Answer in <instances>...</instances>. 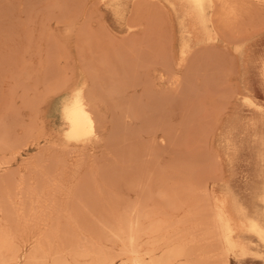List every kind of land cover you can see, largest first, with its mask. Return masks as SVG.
I'll list each match as a JSON object with an SVG mask.
<instances>
[{
    "label": "rangeland",
    "instance_id": "1",
    "mask_svg": "<svg viewBox=\"0 0 264 264\" xmlns=\"http://www.w3.org/2000/svg\"><path fill=\"white\" fill-rule=\"evenodd\" d=\"M2 1L0 32L5 33H0V117H3L0 118V264H103L109 260L112 263L106 264H131V260L132 264L135 260L143 264L155 261L160 264H224L225 257L219 254L222 249L220 251V242H217L219 230L215 224L217 226L218 222L216 215L213 216L219 200H225L226 208L236 221L238 215L232 208L233 197L248 208L261 207V203L249 194L253 185H259L257 178L262 170L256 163L255 139L259 134L255 136L246 128L245 121L251 112L242 97L248 95L257 102L264 101L263 80L256 63L264 44V29L256 32L259 36L244 43H240L238 37L246 28L251 32L264 24V6H261L264 3L238 0V4L244 1L247 5L243 4L247 9L245 14L244 7L239 5L242 8H239L240 19H236L242 22L237 23L235 18L230 19L232 23L227 20L226 28L222 29L218 20L216 30L219 27L220 33L216 32L219 36L213 41L196 43L203 33L191 25L178 0H158V5L165 7L158 6L159 17L154 14V6H150L149 10L145 8L147 14L142 13L144 16L139 19L145 16L150 19L149 12L154 10L155 21L143 18L139 22L138 19L137 27L130 28L134 8L142 5L141 0H122L124 16L121 19L117 18L111 0H69L73 4L68 0H40L36 7L35 0H28L34 4L31 7L26 0ZM250 2L256 4L249 5ZM74 3L83 4L78 7ZM104 27L107 32L103 31ZM183 30L190 31L192 36L191 50L182 57L179 51ZM108 31L114 39L108 37ZM234 35L237 36L235 40ZM108 40H114L113 44ZM109 43L112 46L109 47ZM157 45L165 48V52ZM26 47H29L27 51ZM160 62L164 67L158 65ZM179 64L181 67L176 66ZM151 65L157 66L152 69ZM129 69H133L131 74ZM89 76L95 78L93 83L97 82L94 84L97 96L101 92L98 105L106 119L101 120L96 134L83 144L65 139L67 126L61 116V107L77 84H90ZM16 81L21 86L19 89L17 83L16 86L13 83ZM106 91L117 95L113 98ZM9 99L14 101L9 103ZM10 105L15 106L11 108ZM32 120L37 121L34 124ZM52 179H56L54 185ZM48 184L58 189L50 190L52 187L48 188ZM38 187L42 188L39 192ZM46 193L55 197L49 194L48 198ZM237 235H241L253 251L229 253L225 263L264 264V247L259 246L256 238L244 231H236L234 236Z\"/></svg>",
    "mask_w": 264,
    "mask_h": 264
},
{
    "label": "bare ground",
    "instance_id": "2",
    "mask_svg": "<svg viewBox=\"0 0 264 264\" xmlns=\"http://www.w3.org/2000/svg\"><path fill=\"white\" fill-rule=\"evenodd\" d=\"M3 1H5V0H3ZM2 1V2H3ZM9 1V0H8ZM23 1H25V0H23ZM26 1H28V0H26ZM38 1H40V0H35V7L37 6L36 4H37V2ZM42 1V0H41ZM46 1H48V0H46ZM50 1V0H49ZM67 1V0H66ZM69 1V0H68ZM86 1V0H85ZM101 0H99V2H100ZM138 1V0H137ZM137 1H136V3H137ZM140 1V0H139ZM156 1H157V3H156ZM156 1H152V0H141L140 2H142V5H144V7L140 4V6H142V7H140L139 6V8L137 7V9L136 8H134L135 10H134V13H133V15H132V18H133V20L132 19H130V23H129V28L130 27H135L136 26V24L138 23L139 24V22H141V20L143 19V18H146V16L145 17H143L142 19H139V18H141L140 16L141 15H143L144 16V14H142V13H145V15L147 14V10L145 9V8H147L148 10L150 9V6L152 7V6H154V10L153 9H151V10H153L154 11V14H155V16L156 17H159V9H158V3L160 4V2H158V0H156ZM163 1H165V0H163ZM181 4H182V6L184 7V10H185V13H184V15H185V17L191 22V25L194 27V28H198V30H201V32L203 33V37L202 38H200V39H197V42L196 43H198V42H204V43H206L205 41H213L214 39H215V37H217L216 35H218L219 36V34L216 32V31H218L219 30V27H217L218 28V30H216V25H217V21L219 20L220 21V23H221V27H223L222 29H224V27H225V25H224V23H226L227 22V20H229L228 22L229 23H232V22H230L231 20L230 19H236V18H239L238 16H240L239 15V10L240 9H242V8H240L239 7V5H241V4H238V0H178ZM240 1V0H239ZM246 1V0H245ZM248 1H250V0H248ZM247 1V3H249ZM251 1H253V0H251ZM254 1H259V2H261V4H263L264 3V0H254ZM6 2V1H5ZM29 2V1H28ZM32 2H33V0H32ZM54 2V1H53ZM52 2V3H53ZM56 2V1H55ZM69 2H71V1H69ZM73 2V1H72ZM71 2V3H72ZM76 2V1H75ZM102 2V1H101ZM111 2L113 3V8H114V11H115V13L117 14V18H120L121 19V17L122 16H124V14H123V1L122 0H111ZM135 2V1H134ZM152 2H154V3H152ZM39 3V2H38ZM98 3V2H97ZM251 4H249V5H253V3H255V2H250ZM8 5H9V3H7ZM11 4V3H10ZM29 4H30V2H29ZM33 4V3H32ZM32 4H30V5H28L29 7H31V5ZM41 4V3H40ZM50 4V3H49ZM73 4V3H72ZM74 4H76V3H74ZM80 4H83V3H80ZM80 4H79V6H80ZM138 4V3H137ZM137 4H135V5H137ZM151 4H153V5H151ZM162 4V3H161ZM243 4L245 5V3H244V1H243ZM241 5L242 7H244V5ZM256 4V3H255ZM260 3L258 4V5H261ZM18 5V4H17ZM21 5H25V4H21ZM34 5V4H33ZM32 5V6H33ZM68 5V4H67ZM66 5V8L68 9V6ZM134 5V6H135ZM139 5V4H138ZM171 5V4H170ZM2 6V5H1ZM13 6V5H12ZM55 6H57V5H55ZM74 6V5H73ZM76 6H78V4H76ZM78 6V7H79ZM83 6V5H82ZM162 6H163V4H162ZM162 6H159V7H162ZM246 7H247V5H245ZM261 6H264V4L263 5H261ZM5 7V6H4ZM10 7V6H9ZM60 7H62V9L61 10H63V6H60ZM71 7V6H70ZM77 7V8H78ZM164 7V6H163ZM43 8V7H42ZM72 8V7H71ZM74 8H76V7H74ZM84 8H85V6H84ZM165 8V7H164ZM240 8V9H239ZM252 8V7H251ZM262 8V7H261ZM264 8V7H263ZM262 8V9H263ZM9 9V8H8ZM25 9V8H24ZM35 9V8H34ZM45 9V8H44ZM46 9H48V8H46ZM256 9H257V7H256ZM10 10H12V9H10ZM22 10V9H21ZM39 10V9H38ZM41 10V9H40ZM146 10V12H144ZM254 10H255V8H254ZM1 11V10H0ZM68 12L70 11V8H69V10H67ZM153 11H152V13H153ZM161 11H162V9H161ZM246 11H247V9L244 7V10H243V13L245 14L246 13ZM248 11H249V9H248ZM251 11H252V9H251ZM3 12V11H2ZM4 12H6L5 10H4ZM29 12V11H28ZM44 12V11H43ZM48 12V11H47ZM49 12H51V11H49ZM71 12H73V11H71ZM132 12V11H131ZM163 12V11H162ZM164 12H165V9H164ZM260 12H261V10H260ZM263 12H264V10H263ZM31 13V12H30ZM36 13V12H35ZM70 13V12H69ZM83 13H84V11H83ZM114 13V14H115ZM151 12H149V14H151L152 16H151V18H153V20H154V14H152ZM248 13H250V12H248ZM247 13V14H248ZM257 13L259 14V12H258V10H257ZM256 13V14H257ZM2 14V13H1ZM8 14V13H7ZM20 14V13H19ZM18 14V15H19ZM22 14V13H21ZM40 14H41V12H40ZM78 14H80V13H78ZM77 14V15H78ZM93 14V13H92ZM116 14H115V16H116ZM131 14V13H130ZM148 14V15H149ZM255 14V13H254ZM10 15V14H9ZM15 15V14H14ZM84 15V14H83ZM87 15H88V13H87ZM147 15V16H148ZM160 15H161V13H160ZM166 15H167V13H166ZM252 14H250V16H251ZM88 16H90V14L88 15ZM87 16V17H88ZM154 16V17H153ZM163 16V15H162ZM242 17H243V15H241ZM249 16V15H248ZM253 16H255V15H253ZM253 16H251V17H253ZM78 17V16H77ZM100 17H101V15H100ZM166 17V16H165ZM10 17H8V19H9ZM69 18V17H68ZM148 19H149V16L147 17ZM147 18L145 19V20H147ZM149 19V20H152V19ZM161 18V17H160ZM264 18V17H263ZM2 19V17L0 18V21H3V20H1ZM76 19V18H75ZM119 19V20H120ZM140 21H139V20ZM157 19V18H156ZM240 19V18H239ZM242 19V18H241ZM259 19V18H258ZM18 20V19H17ZM61 20V19H60ZM66 20V19H65ZM73 20V19H72ZM72 20H70L69 19V21H72ZM137 20L139 21V22H137ZM144 20V19H143ZM216 20V21H215ZM238 19H236L235 21L237 22V23H239V21H241V20H239V21H237ZM244 20V19H243ZM248 20V19H247ZM250 20H254V19H250ZM256 21H258L257 19H255ZM260 20H262V18L260 19ZM259 20V21H260ZM8 21V20H7ZM10 21L11 22H13L12 21V19L11 20H9V27H10V25H12V24H10ZM19 21V20H18ZM22 21V20H21ZM23 21H25V20H23ZM28 21H30V18H28V20H27V22ZM46 21H47V16H46ZM68 21V22H69ZM155 21V20H154ZM233 21V20H232ZM233 22V23H235V26H236V22ZM246 21V20H245ZM249 21V20H248ZM4 22H6V21H4ZM67 22V21H66ZM65 22V23H66ZM74 22V21H73ZM137 22V23H136ZM227 22V23H228ZM242 22V21H241ZM240 22V23H241ZM254 22V21H253ZM8 23V22H7ZM43 23V22H42ZM147 23H148V21H147ZM151 23V22H150ZM245 23H248L247 21L245 22ZM251 23V22H250ZM257 23V22H256ZM262 23V22H261ZM260 23V24H261ZM22 24V23H21ZM154 24V23H153ZM244 24V23H243ZM253 24V23H252ZM254 24H255V22H254ZM259 24V25H260ZM39 25V24H38ZM100 25H102V24H100ZM142 25V24H141ZM140 25V26H141ZM227 25V24H226ZM232 25V24H231ZM245 25V24H244ZM258 24L256 25V26H259ZM2 26V25H1ZM82 26V25H81ZM148 26V25H147ZM157 26V25H156ZM220 26V25H219ZM249 26H251L252 27V25H249ZM137 27V26H136ZM152 27V26H151ZM185 27H187V26H185ZM227 27L229 28V26L227 25ZM231 27H234V25L233 26H231ZM251 27H248V29L249 28H251ZM7 28H8V26H7ZM6 28V29H7ZM11 28H14V27H11ZM35 28V27H34ZM147 28V27H146ZM226 28V27H225ZM237 28H239V27H237ZM241 28V27H240ZM255 28V27H254ZM4 29V28H3ZM32 29V28H31ZM104 30L103 31H105V30H107V29H105V27L103 28ZM144 29V28H143ZM161 29V28H160ZM185 29H187V28H185ZM264 29V24L260 27L259 26V28H256V30L254 29V31H252L251 30V32H247V28H246V30H244V32H243V34H241L240 35V33H242V31L240 32V33H238L239 35H240V37H238V40H239V42L241 41L242 43H244V42H246L248 39H251V38H253L255 35L256 36H259L256 32H258V31H260L261 32V30H263ZM2 30V29H1ZM8 30H9V28H8ZM42 30V29H41ZM93 30V29H92ZM102 30V29H101ZM100 30V31H101ZM235 30V29H234ZM238 30H240V29H238ZM3 31V30H2ZM0 32V33H3V32ZM10 31V30H9ZM103 31H101V33L103 32ZM142 31V30H141ZM146 31V30H145ZM154 31H156V30H154ZM223 31V30H222ZM246 31V32H245ZM10 32H12V31H10ZM14 32V31H13ZM105 32H107V31H105ZM104 32V34H106ZM147 32V31H146ZM159 32V31H158ZM161 32H163V29L161 30ZM183 32V37H182V41H181V44H180V55L183 57V56H185V54L189 51V50H191V43H190V41H191V34H190V31H185V30H183L182 31ZM225 32V31H224ZM230 32V31H229ZM231 32L233 33V30L231 29ZM236 32H238V31H236ZM5 33V32H4ZM7 33V32H6ZM31 33H33L32 31H31ZM108 33H110L109 31H108ZM142 33V32H141ZM166 33V32H165ZM171 33V32H170ZM185 33V34H184ZM219 33H220V30H219ZM221 33H223V32H221ZM226 33V32H225ZM14 34V33H13ZM103 34V33H102ZM103 34V35H104ZM129 34V33H128ZM151 34V33H150ZM156 34H158V35H160V33H156ZM167 34V33H166ZM166 34H163V35H166ZM231 34V33H230ZM235 34V33H234ZM8 35V34H7ZM15 35V34H14ZM95 35V34H94ZM109 35L111 36V37H113V39H114V36L113 35H111V33L110 34H108V37H109ZM126 35V34H125ZM130 35V34H129ZM132 35V34H131ZM145 35V34H144ZM162 35V36H163ZM225 35V34H224ZM11 36V35H10ZM10 36H9V38H10ZM16 36V35H15ZM24 36V35H23ZM96 36V35H95ZM104 36H106V35H104ZM124 36V35H123ZM127 36V35H126ZM135 36V35H134ZM153 36V35H152ZM171 36V35H170ZM235 36V35H234ZM1 37H3V36H1ZM16 37H18V36H16ZM49 37V36H48ZM103 37V36H102ZM110 37V38H111ZM133 37V36H132ZM148 37V36H147ZM237 36H235V37H233V39L234 38H236ZM5 38V37H4ZM95 38V37H94ZM98 38H100V37H98ZM106 38H107V36H106ZM109 38V39H110ZM116 38V37H115ZM128 38H129V36H128ZM131 38V37H130ZM139 38V37H138ZM157 38V37H156ZM160 38H162V37H160ZM11 39H13V37L11 38ZM20 39V38H19ZM108 39V38H107ZM112 39V38H111ZM117 39V38H116ZM119 39V38H118ZM152 39V38H151ZM158 39H159V37H158ZM166 39V38H165ZM14 40V39H13ZM126 39H124V41H125ZM129 40V39H128ZM142 40V39H141ZM164 40V39H163ZM171 40V39H170ZM225 40V39H224ZM235 40V39H234ZM238 40H236L237 42H238ZM1 41V40H0ZM15 41V40H14ZM109 41V40H108ZM113 42L114 40H110L109 42ZM119 41V40H118ZM118 41L116 42L117 44H118ZM120 41H121V39H120ZM233 41V40H232ZM10 42H13V41H10ZM111 42V43H112ZM126 42H128V41H126ZM165 42V41H164ZM164 42H162V43H164ZM228 42V41H227ZM240 42V43H241ZM15 43V42H14ZM108 43V42H107ZM136 42L134 41V44H135ZM154 43V42H153ZM166 43V42H165ZM235 43V42H234ZM27 44V43H26ZM113 44V43H112ZM119 44H121V42L119 43ZM118 44V45H119ZM137 44H140V43H137ZM212 44V43H211ZM28 45V44H27ZM32 45V44H31ZM106 45V44H105ZM130 45V44H129ZM133 45V44H132ZM149 45V44H148ZM164 45H166V44H164ZM206 44H203V46H205ZM228 45V44H227ZM235 45H238V44H235ZM108 46L110 47V46H112L110 43L108 44ZM119 46H121V45H119ZM127 46V45H126ZM154 46V45H153ZM152 46V47H153ZM158 47H159V45H157ZM200 46V45H199ZM7 47V46H6ZM98 47V46H97ZM107 47V46H106ZM122 47H123V45H122ZM135 47H137V46H135ZM135 47H134V49H135ZM157 47V48H158ZM165 47V46H164ZM170 47V46H169ZM206 47V46H205ZM213 47V46H212ZM226 47V46H225ZM16 46H15V50H16ZM27 49L25 50V51H27L28 50V48L29 47H26ZM38 48H39V46H38ZM113 48V47H112ZM133 48V47H132ZM207 48V47H206ZM205 48V49H206ZM1 49V48H0ZM25 49V48H24ZM158 49H162V47L160 48H158ZM163 49H165V48H163ZM163 49L161 50V52L163 51ZM169 49H171V48H169ZM217 49V48H216ZM13 50V49H12ZM90 50V49H89ZM126 50V49H125ZM129 50H130V48H129ZM128 50V51H129ZM160 50H159V52H160ZM193 50V49H192ZM226 50V49H225ZM38 51H40V49L38 50ZM127 51V53L126 54H128L129 52ZM136 51V50H135ZM152 51V50H151ZM169 51H171V50H169ZM198 51V50H197ZM203 51V50H202ZM227 51V50H226ZM261 52L258 54V56H257V58H256V63L258 64V66H259V68H258V73H259V75L262 77V80H263V87H264V44L261 46V50H260ZM49 52V51H48ZM47 52V53H48ZM114 52V51H113ZM122 52V51H121ZM131 52V51H130ZM157 52V51H156ZM155 52V53H156ZM163 52H165V51H163ZM192 52V51H191ZM190 52V53H191ZM204 52V51H203ZM11 53V52H10ZM15 53V52H14ZM36 53V52H35ZM40 53V52H39ZM115 53V52H114ZM117 53V52H116ZM115 53V54H116ZM143 53V52H142ZM153 54H154V52H152ZM193 53V52H192ZM196 53V52H195ZM228 53V52H227ZM17 54V53H16ZM27 54V53H26ZM31 54V53H30ZM118 54V53H117ZM122 54V53H121ZM149 54V53H148ZM160 54H162V53H160ZM164 54V53H163ZM209 54V53H208ZM222 54H223V51H222ZM3 55V54H2ZM32 55H33V53H32ZM32 55H31V57H32ZM41 55V54H40ZM50 55H51V53H50ZM58 55V54H57ZM97 55V54H96ZM104 55V54H103ZM120 55V54H119ZM129 55V54H128ZM135 55V54H134ZM140 55V54H139ZM154 55H156V54H154ZM5 56V55H4ZM34 56V55H33ZM118 56V55H117ZM123 56V55H122ZM136 56V55H135ZM153 56V55H152ZM164 56V55H163ZM166 57H167V55H165ZM6 57V56H5ZM19 57H23V56H19ZM39 57V56H38ZM47 57V56H46ZM113 57H116V55L115 56H113ZM126 57V56H125ZM148 57V56H147ZM205 57V56H204ZM121 58V57H120ZM124 58V57H123ZM137 58V57H136ZM155 58V57H154ZM161 58H162V55H161ZM168 58V57H167ZM171 58V57H170ZM213 58V57H212ZM29 59H31L30 57H29ZM118 59V58H117ZM117 59H115V60H117ZM132 59V61H133V57L131 58ZM130 59V60H131ZM137 59H139V58H137ZM142 59V58H141ZM140 59V60H141ZM162 59H166V58H162ZM161 59V60H162ZM187 59V58H186ZM40 60V59H39ZM49 60V59H48ZM59 60H61V59H59ZM82 60H83V58H82ZM127 60V59H126ZM149 60H151V59H149ZM167 60H169V58L167 59ZM173 60V59H172ZM195 60V59H194ZM198 60V59H197ZM221 60V59H220ZM41 61V60H40ZM118 61V60H117ZM165 61V60H164ZM164 61H162V62H164ZM224 61V60H223ZM50 62V61H49ZM116 62V61H115ZM114 62V63H115ZM121 62H123V61H121ZM129 62V61H128ZM134 62V61H133ZM139 62V61H138ZM145 62V61H144ZM151 62V61H150ZM159 62V61H158ZM162 62H160V64H158V65H162L163 67H164V65L163 64H161ZM185 62H186V60H185ZM203 62V61H202ZM240 62V61H239ZM100 63V62H99ZM117 63V62H116ZM115 63V64H116ZM166 63V61L164 62V64ZM167 63H168V61H167ZM170 63V62H169ZM176 63V62H175ZM175 63H174V65H175ZM179 63H180V61H179ZM195 63V62H194ZM201 63V62H200ZM24 64V63H23ZM47 64V63H46ZM81 64H83L82 63V61H81ZM118 64H120V63H118ZM130 64H132V65H134V63H130ZM143 64V63H142ZM154 64V63H153ZM171 64V63H170ZM170 64H168V65H170ZM183 64V63H182ZM212 64V63H211ZM26 65H27V63H26ZM30 65V64H29ZM48 65V64H47ZM102 65V64H101ZM112 65V64H111ZM114 65V64H113ZM138 65V64H137ZM140 65V64H139ZM172 65V64H171ZM170 65V66H171ZM192 65V64H191ZM214 65V64H213ZM10 66V65H9ZM24 66V65H23ZM62 66V65H61ZM128 66V65H127ZM130 66V65H129ZM148 66V65H147ZM157 66V65H156ZM156 66H150L149 68H154V67H156ZM166 66V65H165ZM176 66H180L181 67V65L179 64V65H176ZM184 66V65H183ZM63 67V66H62ZM104 67V66H103ZM124 67V66H123ZM137 67H139V66H137ZM136 67V68H137ZM159 67V66H158ZM173 67V66H172ZM194 67V66H193ZM217 67V66H216ZM70 68V67H69ZM106 67H104V69H105ZM114 68V67H113ZM167 68V67H166ZM178 68V67H177ZM195 68V67H194ZM193 68V69H194ZM115 69V68H114ZM128 69V68H127ZM146 69H148V68H146ZM179 69V68H178ZM189 69V68H188ZM202 69V68H201ZM19 70V69H18ZM84 70H86V69H84ZM109 70V69H108ZM123 70V69H122ZM130 70V69H129ZM131 70H133V69H131ZM131 70L130 71H128V72H130V74H131ZM163 70V69H162ZM200 70V69H199ZM206 70V69H205ZM13 71V70H12ZM21 71V70H20ZM65 71V70H64ZM87 71H89V70H87ZM99 71V70H98ZM124 71H125V69H124ZM123 71V72H124ZM142 71L143 70H141V73H142ZM168 71V70H167ZM173 71H174V69H173ZM92 72V71H91ZM93 72H95V71H93ZM108 72V71H107ZM126 72H127V70H126ZM135 72V74H136V72L137 71H134ZM133 72V73H134ZM154 72V71H153ZM164 72H166V71H164ZM206 72V71H205ZM12 73V72H11ZM20 73H22V71L21 72H19V75H20ZM89 73V74H88ZM109 73V72H108ZM114 73V72H113ZM155 73V72H154ZM159 73V72H158ZM18 74V73H17ZM36 74H37V72H36ZM87 74L88 75H91L90 74V71L89 72H87ZM97 74V73H96ZM115 74V73H114ZM119 74V73H118ZM124 74V73H123ZM145 74V73H144ZM223 74H224V72H223ZM19 75L17 76V78L19 77ZM87 75V76H88ZM132 75H134V74H132ZM143 75V74H142ZM141 75V76H142ZM10 76H11V74H10ZM13 76H16V75H14L13 74ZM26 76V75H25ZM94 76V75H93ZM93 76L92 77H88L89 79H91L90 81V84H85V83H82V84H77L72 90H71V94H70V97L68 98V100H66L64 103H63V105H62V107H61V116H62V118H63V120H64V122H65V124H66V129H65V132H64V137H65V139H68V140H71V141H75V142H77V143H86V142H88V140L93 136V135H95L96 134V129L98 128V124H100V122H102L104 119H106L105 117H104V113L102 112L101 113V110H100V106L98 105V96H100V93L98 92V96H97V93H96V91L97 90H95V85H96V83H93V82H95V78H93ZM95 76H97V75H95ZM114 76V75H113ZM138 76V75H137ZM146 76V75H145ZM174 76V75H173ZM28 77V76H27ZM102 77V76H101ZM111 77V76H110ZM115 77V76H114ZM116 77H118V75L116 76ZM123 77V76H122ZM127 77V76H126ZM129 77V76H128ZM134 78H135V76H133ZM147 77V76H146ZM189 77V76H188ZM208 77V76H207ZM215 77V76H214ZM218 77V76H217ZM226 77V76H225ZM4 78V77H3ZM93 78V79H92ZM97 78V77H96ZM113 78V77H112ZM167 78H168V75H167ZM212 78V77H211ZM7 80H9L8 78H6ZM11 79H14V77H12ZM28 79V78H27ZM27 79H26V81H27ZM38 79V78H37ZM119 79V78H118ZM121 79V78H120ZM122 79H124V77L122 78ZM121 79V80H122ZM130 79V78H129ZM148 80H149V78H147ZM160 79V78H159ZM161 79H162V77H161ZM170 79H171V77H170ZM179 79V78H178ZM199 79V78H198ZM16 80H18V79H16ZM92 80H94V81H92ZM113 80V79H112ZM135 80V79H134ZM138 80V79H137ZM154 80V79H153ZM163 80V79H162ZM169 80V79H168ZM225 80H226V78H225ZM0 81H1V79H0ZM2 81H3V79H2ZM15 81V80H14ZM24 81V80H23ZM23 81H20V84H22V86L24 85L23 84ZM109 81H111L110 79H109ZM114 81V80H113ZM126 81V80H125ZM144 81V80H143ZM150 81V80H149ZM167 81V80H166ZM209 81V80H208ZM211 81V80H210ZM34 82H36V80L34 81ZM135 82V81H134ZM1 83V82H0ZM14 83V85L16 86V83H17V81L16 82H13ZM66 83V82H65ZM103 83V82H102ZM107 83V82H106ZM119 83V82H118ZM140 83V82H139ZM218 83V82H217ZM26 84V83H25ZM95 84V85H94ZM116 84H117V81H116ZM115 84V85H116ZM120 84H124V83H121V81H120ZM132 84V83H131ZM149 84V83H148ZM197 84V83H196ZM63 85V84H62ZM113 85V84H112ZM114 85V86H115ZM150 85V84H149ZM0 86L2 87V84H0ZM14 86V87H15ZM64 86V85H63ZM99 86V85H98ZM121 86V85H120ZM119 86V87H120ZM134 86V85H133ZM151 86V85H150ZM207 86V85H206ZM0 87V88H1ZM6 87H8V86H6ZM5 87V88H6ZM12 87V86H11ZM10 87V88H11ZM17 89H19L20 87H19V82L17 83ZM19 87V88H18ZM58 87H60V86H58ZM102 87V86H101ZM125 87V86H124ZM129 87V86H128ZM23 88H25V86L23 87ZM34 89H35V87H33ZM37 88V87H36ZM126 88H127V85H126ZM137 88V87H136ZM146 88H147V86H146ZM2 89V88H1ZM9 89V88H8ZM16 89V88H15ZM15 89H14V91H15ZM58 89V88H57ZM106 89V88H105ZM110 89H112V88H110ZM120 89H122L123 90V88H120ZM125 89V88H124ZM148 89V88H147ZM151 89V88H150ZM149 89V91H152V90H150ZM209 89V88H208ZM10 90V89H9ZM12 90V89H11ZM101 90H103V89H101ZM107 90H109V89H107ZM129 90V89H128ZM26 91V90H25ZM28 91V90H27ZM109 91H111V90H109ZM109 91H106V94H107V92H109ZM124 91H126V90H124ZM142 91V90H141ZM147 91V90H146ZM184 91V90H183ZM33 92V91H32ZM48 92V91H47ZM104 92V91H103ZM116 92H120V91H116ZM160 92V91H159ZM158 92V93H159ZM191 92V91H190ZM247 92V91H246ZM8 93H9V91H8ZM15 93V92H14ZM20 94H21V92H19ZM110 94H112V92H109ZM108 93V94H109ZM126 93V92H125ZM146 93H148V92H146ZM151 93V92H150ZM165 93V90H164V92H163V94ZM187 93L188 92H186V95H187ZM235 93H236V91H235ZM10 94V93H9ZM29 94V93H28ZM48 94V93H47ZM115 95H117L116 93H114ZM114 94H112V97L114 98ZM131 94V93H130ZM140 94V93H139ZM154 94V93H153ZM2 95V94H1ZM12 95H14V94H10V96H12ZM15 95H16V93H15ZM155 95V94H154ZM16 96H18V95H16ZM20 96V95H19ZM110 96V95H109ZM150 96V95H149ZM153 96V95H152ZM152 96H151V98H152ZM159 96H160V94H159ZM165 96V95H164ZM170 96V95H169ZM173 96H175V94L173 95ZM12 97H14V96H12ZM21 97H23V95H21ZM21 97H20V100H21ZM38 98H39V95L37 96ZM108 97V96H107ZM135 97V96H134ZM154 97V96H153ZM157 97V96H156ZM161 97H163V96H161ZM182 97V96H181ZM188 97V96H187ZM239 97V96H238ZM33 98H35V96H33ZM101 98H102V96H101ZM115 98H117V97H115ZM129 98V97H128ZM147 98V97H146ZM145 98V99H146ZM150 98V99H151ZM232 98V97H231ZM23 99V98H22ZM103 99V98H102ZM129 99H131V95H130V98ZM153 99V98H152ZM159 99H160V97H159ZM1 100V99H0ZM30 100H33V99H30ZM29 100V102L32 104V102L33 101H30ZM124 100V99H123ZM158 100V99H157ZM156 100V101H157ZM165 100V99H164ZM174 100V99H173ZM189 100V99H188ZM202 100V99H201ZM229 100V99H228ZM242 100H243V102L246 104V106L248 107V110L251 112V116H249L247 119H246V121H245V124H246V128L248 129V130H250L252 133H254L255 134V136L257 135V134H259V136L258 137H256V139H255V143H256V146H257V157H256V163L259 165V167H260V169L262 168V170H261V172H259V174H258V178H257V182H259V185L257 186V185H253L252 186V188H251V190L249 191V194H250V198H254V199H256V200H258V202H260L261 203V207L259 208V209H251L250 207L248 208V206L247 205H245L244 203H239V201H238V199H237V197H233V202H232V208H233V210L236 212V215H238V219H237V221L235 220V218L233 219L232 218V215H231V213H230V211L226 208V206H225V200L224 199H221V200H219V204H217L216 205V211H215V214L213 213V216L214 215H216V220H217V222H218V224H217V226H216V224H215V228L216 227H218V230H219V236H218V234H217V236H218V239H217V242H218V240H219V246L221 247L220 248V251H221V249H222V251L219 253L220 255H223L224 257V260H225V262H227L228 261V254L229 253H234V252H239L240 254H245V253H247L248 251H253V249H251V248H249L248 246H247V244L245 243V242H243V240H242V237H241V235H237V236H234V233L236 232V231H240V232H247L248 234H250V235H252V237H255L256 238V240L258 241V244H259V246H262V247H264V154H262L263 152H264V101L263 102H257V101H255L253 98H251L250 96H248V95H243V97H242ZM14 101V99H12V101L11 102H13ZM35 101V100H34ZM130 101V100H129ZM150 101V100H149ZM155 101V102H156ZM176 101V100H175ZM187 101V100H186ZM10 102V99H9V103H11ZM143 102V101H142ZM154 102V101H153ZM196 102V101H195ZM241 102V101H240ZM15 103V102H14ZM13 103V104H14ZM101 103V102H100ZM129 103V102H128ZM134 103V102H133ZM157 103V102H156ZM39 104V103H38ZM102 104H103V102H102ZM125 104V103H124ZM136 104V103H135ZM138 104V103H137ZM136 104V105H137ZM159 104V103H158ZM162 104V103H161ZM197 104V103H196ZM195 104V105H196ZM223 104H225V102L223 101ZM228 104V103H227ZM226 104V105H227ZM33 105V104H32ZM31 105V106H32ZM117 105V104H116ZM115 105V106H116ZM133 105V104H132ZM185 105V104H184ZM244 105V104H243ZM15 105H13V106H11L10 105V107L12 108V107H14ZM36 106H39V105H36ZM112 106V105H111ZM114 106V107H115ZM118 106V105H117ZM135 106V105H134ZM139 105H137L136 107H138ZM203 106V105H202ZM28 107H29V105H28ZM35 107V106H34ZM131 107V106H130ZM144 107V106H143ZM159 107H160V105H159ZM188 107V106H187ZM7 108H9V105H8V107ZM16 108V107H15ZM116 108V107H115ZM118 108V107H117ZM134 108V107H133ZM166 108V107H165ZM206 108V107H205ZM6 109V108H5ZM122 109V108H121ZM124 109V108H123ZM128 109H129V107H128ZM128 109H126L127 111H128ZM132 109V108H131ZM141 109V108H140ZM161 109V108H160ZM197 109V108H196ZM16 110V109H15ZM112 110H113V108H112ZM115 110V109H114ZM113 110V111H114ZM125 110V109H124ZM133 110H136V109H133ZM7 111V110H6ZM116 111H117V109H116ZM115 111V112H116ZM129 111H132V110H129ZM137 111H139V110H137ZM137 111H136V113H137ZM162 111H164L163 110V108H162ZM169 111V110H168ZM185 111V110H184ZM13 112V111H12ZM16 112V111H15ZM121 112H123V111H120V113ZM133 113H134V111H132ZM142 112V111H141ZM156 112V111H155ZM191 112V111H190ZM18 113V112H17ZM124 113V112H123ZM140 113V112H139ZM166 113V112H165ZM173 113V112H172ZM195 113V112H194ZM7 113H5V115H6ZM124 114H126V113H124ZM192 114V113H191ZM137 115V114H136ZM140 115H141V113H140ZM148 117V116H147ZM170 117V116H169ZM185 117V116H184ZM1 118V117H0ZM3 118V117H2ZM1 118V119H2ZM4 118H6V116L4 117ZM103 118V119H102ZM118 118V117H117ZM159 118V117H158ZM165 118V117H164ZM163 118V119H164ZM195 118V117H194ZM30 119V118H29ZM37 119V118H36ZM111 119V118H110ZM102 120V121H101ZM112 120H114V119H112ZM122 120V119H121ZM124 120V119H123ZM138 120V119H137ZM33 121V120H32ZM37 121V120H36ZM35 120L33 121L34 122V124H35V122H36ZM110 121V120H109ZM132 121V120H131ZM134 121V120H133ZM153 121V120H152ZM160 121V120H159ZM181 121V120H180ZM1 122V121H0ZM112 122H114V121H112ZM111 122V124L113 125V126H115L114 125V123H112ZM109 123V122H108ZM166 123V122H165ZM181 123V122H180ZM38 124V123H37ZM16 125V124H15ZM118 125H119V123H118ZM130 125V124H129ZM30 126V125H29ZM34 126V125H33ZM111 126V125H110ZM142 126H144V125H142ZM163 126V125H162ZM2 127H4V126H2ZM133 127V126H132ZM140 127V126H139ZM138 127V128H139ZM178 127V126H177ZM24 128V127H23ZM26 128V127H25ZM29 127H27L26 129H28ZM145 128V127H144ZM153 128V127H152ZM159 128V127H158ZM161 128V127H160ZM167 128V127H166ZM10 129V128H9ZM30 129H31V127H30ZM111 129V128H110ZM148 130H149V128H147ZM114 130V129H113ZM144 130V129H143ZM161 130V129H160ZM111 131V130H110ZM129 131V130H128ZM136 131V130H135ZM154 131V130H153ZM156 131V130H155ZM31 133H32V131H31ZM111 133V132H110ZM118 133H120L119 131H118ZM131 133V132H130ZM148 133V132H147ZM2 134V133H1ZM26 134V133H25ZM24 134V135H25ZM140 135V134H139ZM151 135H153V134H151ZM6 136V135H5ZM4 136V137H5ZM133 136V135H132ZM131 136V137H132ZM136 136V135H135ZM138 136V135H137ZM22 137V136H21ZM9 138V137H8ZM254 138V137H253ZM27 139H29V137L27 138ZM40 139V138H39ZM131 139V138H130ZM12 140V139H11ZM10 140V141H11ZM19 140V139H18ZM23 140V139H22ZM25 140V139H24ZM139 140V139H138ZM26 141V140H25ZM6 142V141H5ZM17 141H15V142H12V144L11 145H13V144H15ZM141 142H143V141H141ZM19 143H20V140H19ZM18 143V144H19ZM9 146H10V144H9ZM21 146H24L23 144L21 145ZM143 146H145L144 144H143ZM2 147V146H1ZM0 147V148H1ZM12 147V146H11ZM51 148V147H50ZM61 148V147H60ZM59 149V148H58ZM149 149V148H148ZM2 150V149H1ZM55 150V149H54ZM63 150H65V149H63ZM70 151H71V148L69 149ZM46 151V150H45ZM48 151V150H47ZM60 151H62V150H60ZM67 152L68 154H70L71 152ZM2 152V151H1ZM6 152V151H5ZM4 152V153H5ZM52 152H54V151H52ZM77 152V151H76ZM57 153H59L58 151H57ZM79 153H81V152H79ZM79 153H78V155H79ZM148 153V152H147ZM150 153V152H149ZM77 155V154H76ZM75 155V156H76ZM69 156V155H68ZM81 156V155H80ZM148 156V155H147ZM156 156V155H155ZM56 157V156H55ZM63 158H64V156H62ZM82 157V156H81ZM87 157V156H86ZM0 158H2V157H0ZM4 158V157H3ZM83 158H85L84 156H83ZM82 158V159H83ZM69 159H70V157H69ZM2 161H3V159H1ZM6 160H8V158H6ZM59 161H60V159H58ZM57 160V161H58ZM84 160V159H83ZM137 160V159H136ZM5 161V160H4ZM56 161V160H55ZM5 162H7V161H5ZM61 162V161H60ZM86 162V161H85ZM56 163V162H55ZM2 164V163H1ZM8 164V163H7ZM52 165V164H51ZM162 174V173H161ZM164 175V174H163ZM54 176V175H53ZM163 177V176H162ZM246 177V176H245ZM44 178V177H43ZM51 178V177H50ZM59 179V178H58ZM53 180V179H52ZM56 179H54L53 181V185L55 184V181ZM164 180V179H163ZM217 180V179H216ZM58 182H59V180H58ZM43 183V182H42ZM42 183H41V185H42ZM52 183V182H51ZM36 186H38V183L36 182ZM45 184H43V186H44ZM52 185V184H51ZM58 185V183L56 184V186ZM60 185V184H59ZM163 185V184H162ZM47 186H49V184L47 185ZM47 186H46V188H47ZM55 186V187H56ZM33 187H34V185H33ZM42 187V186H41ZM50 187H52V186H49L48 188H50ZM58 187V186H57ZM32 188V187H31ZM45 188V187H44ZM47 188V189H48ZM58 188H60V190H61V187H58ZM58 188H56V189H53V187H52V189L50 188V190H57ZM42 190V188H40V187H38L37 188V192H39V190ZM63 189V188H62ZM49 190V191H50ZM59 190V191H60ZM163 190V189H162ZM36 191V189L34 190V192ZM47 191V190H46ZM45 191V192H46ZM62 191V190H61ZM60 191V192H61ZM41 192V191H40ZM43 192V191H42ZM41 192V193H42ZM40 193V194H41ZM38 193H36V195H37ZM50 194V193H49ZM47 195V193H46V195H47V197L48 196H50V197H55L56 196V194H58L57 193V191L54 193L55 194V196L53 195L52 196V193L50 194V195ZM22 196V195H21ZM27 196V195H26ZM43 196H45L44 194H43ZM226 196V195H225ZM229 196V195H228ZM35 197V196H34ZM59 197V196H58ZM49 198V197H48ZM60 198V197H59ZM151 198V197H150ZM218 198V197H217ZM38 199V198H37ZM44 200V199H43ZM227 202V201H226ZM216 204V203H215ZM231 205V204H230ZM138 207V206H137ZM145 208V207H144ZM231 209V208H230ZM34 210V209H33ZM158 210V209H157ZM234 211H233V213H234ZM130 212V211H129ZM42 212H40V214H41ZM124 213V212H123ZM131 213V212H130ZM150 213V212H149ZM162 213V212H161ZM39 214V213H38ZM137 215H138V213H136ZM140 215H144V213L142 212V214H141V212L139 213ZM154 214V213H153ZM156 214V213H155ZM154 214V215H155ZM137 215L135 216V218L137 217ZM36 216V215H35ZM145 216V215H144ZM212 216V215H211ZM40 217V216H39ZM140 217V216H139ZM146 217V216H145ZM134 218V219H135ZM143 218V217H142ZM212 218V217H211ZM141 219V218H140ZM216 220H215V223H216ZM152 221V220H151ZM214 222V221H213ZM140 224V223H139ZM155 226V225H154ZM152 228V227H151ZM153 230V229H152ZM216 231V230H215ZM141 232V231H140ZM218 233V232H217ZM139 234V233H138ZM137 234V235H138ZM148 235V234H147ZM130 236V235H129ZM149 236V235H148ZM125 239V238H124ZM135 239V238H134ZM133 240V239H132ZM139 240V239H138ZM158 240V239H157ZM216 241V240H215ZM246 241V240H245ZM123 242V241H122ZM213 243V242H212ZM216 243V242H215ZM251 243H254L253 241H251ZM218 244V243H217ZM179 245V244H178ZM181 245V244H180ZM152 246V245H151ZM141 247V246H140ZM98 248V247H97ZM96 248V249H97ZM181 248V247H180ZM9 251V250H8ZM7 251V252H8ZM171 251V250H170ZM176 251V250H175ZM216 251V250H215ZM30 252V251H29ZM91 252H92V250H91ZM97 252V251H96ZM149 252V251H148ZM168 252V251H167ZM213 253V252H212ZM239 253H238V255H239ZM263 253V252H262ZM18 254V253H17ZM137 254V253H136ZM139 254V253H138ZM178 254V253H177ZM30 255V254H29ZM175 255V254H174ZM220 255H219V257H220ZM262 255V254H261ZM260 255V256H261ZM70 256V255H69ZM169 256V255H168ZM183 256H185V255H183ZM263 256V255H262ZM99 257V256H98ZM105 257V256H104ZM178 257V256H177ZM204 257H205V255H204ZM217 257H218V255H217ZM28 258H29V256H28ZM135 258V257H134ZM134 258H130V260L131 259H133V261H134ZM169 258V257H168ZM167 258V259H168ZM223 258H222V261H223ZM238 258V257H237ZM264 258V257H263ZM162 259V258H161ZM41 260V259H40ZM109 260V259H108ZM193 260V259H192ZM114 261V260H113ZM141 261V260H140ZM168 261V260H167ZM199 261V260H198ZM100 262V261H99ZM104 262V261H103ZM107 262H111L112 263V261H107ZM106 262V263H107ZM224 262V261H223ZM224 262V264H226ZM102 262H100L99 264H101ZM106 263H103V264H106ZM115 263V262H114ZM131 264H132V260H131V262H130ZM145 263V262H144ZM161 262H159V261H155V262H153V264H160ZM90 264V263H89ZM134 264H143V263H141V262H139V261H137V260H135L134 261ZM146 264V263H145ZM148 264V263H147ZM191 264V263H190ZM222 264V263H221Z\"/></svg>",
    "mask_w": 264,
    "mask_h": 264
}]
</instances>
